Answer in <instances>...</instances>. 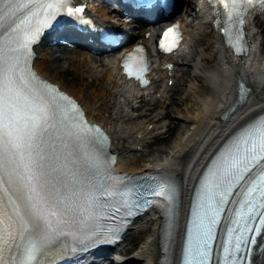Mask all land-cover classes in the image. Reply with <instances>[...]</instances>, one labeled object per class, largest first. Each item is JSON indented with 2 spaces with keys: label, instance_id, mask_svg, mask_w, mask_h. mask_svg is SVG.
<instances>
[{
  "label": "snow or ice",
  "instance_id": "snow-or-ice-1",
  "mask_svg": "<svg viewBox=\"0 0 264 264\" xmlns=\"http://www.w3.org/2000/svg\"><path fill=\"white\" fill-rule=\"evenodd\" d=\"M259 2L264 7V0ZM68 3L69 0H0V264H32L42 252L41 241L59 232V225L66 223L67 217L74 219L77 214L87 213L91 219L97 209L104 207L102 197L117 194L109 184L112 177L101 171L105 164L99 154H92L81 169H69L64 179L53 183V174L64 170L50 163L60 160V156L56 154L55 143L50 142L47 146L52 156L46 154L44 137L55 131L67 149L73 139L99 132L80 119L81 113L73 101L54 87L34 84L35 77L27 72L31 45L50 20L60 11H66L70 17L82 11L67 7ZM137 3L148 7L151 0ZM219 3L227 10L229 22L242 26L243 12L253 6L254 0H219ZM222 31L227 34L226 28ZM177 43L173 27L164 32L160 47L171 52ZM234 47L238 54L243 51L239 45ZM131 59L130 55L128 60ZM128 60L124 64L128 75H135L142 84H147L142 75L147 70L146 64L141 61L134 71ZM90 139L96 142L95 136ZM72 155L67 153L65 160ZM256 169L259 172L252 177ZM236 186L244 189L239 194L241 198L230 201ZM175 191L173 185L162 183L151 190V195L173 200ZM230 202L237 207L228 221L230 238L223 247L221 264H248L252 246L264 232V119L241 133L211 172L201 204L202 214L197 218L200 239L194 250L187 251L184 264H212L214 228L221 223L219 217ZM32 233L37 238L29 241L23 258L6 261V248L18 236Z\"/></svg>",
  "mask_w": 264,
  "mask_h": 264
},
{
  "label": "bare ground",
  "instance_id": "bare-ground-1",
  "mask_svg": "<svg viewBox=\"0 0 264 264\" xmlns=\"http://www.w3.org/2000/svg\"><path fill=\"white\" fill-rule=\"evenodd\" d=\"M98 17L102 22L114 24L112 12L105 7L99 10ZM253 17H250L252 25L248 30L251 39L250 53L235 57L216 31L212 30V35L210 34L208 28L211 12L205 0H186L183 12L177 16L186 31L185 42L174 56V61L186 66L194 76L208 81L211 92L206 96L196 95V98L191 94L193 91L187 94V100L193 95V100L198 104L196 110L190 112L192 109L189 105L185 113L178 114L183 123L173 145L168 149H161L162 156L156 155L153 158H146L144 154H147L151 138L157 137L153 132L161 131L165 124H159L156 118L160 111L154 112L151 117L148 111L152 109V104H162L168 108L166 99L173 91L168 84L170 77H166V70L162 68L156 55L152 57L155 67L154 82L148 89H139L125 81L115 58L105 59L100 56L101 63L93 65L82 49L71 51V54L60 61L48 62L50 57L56 59L57 55H63L60 51L69 53L63 50H67L65 45L52 47L48 55L44 58L42 55L36 60V65L42 75L59 83L63 82L60 74L66 70V64L75 68L78 80L63 87L84 103L92 120L104 124L111 131L114 137L113 147L119 152L121 170L139 172L155 169L169 172L184 179L187 190L185 195L188 197L202 167L222 140L264 109V62L258 58V55H262L264 59V14ZM135 33L136 38L147 42L153 52L152 36L145 38L142 30ZM212 43L214 52H210V56L205 58L210 61L214 54L215 57L218 56L219 62L204 70L205 58L201 55L210 49ZM56 62L60 63V69H56ZM240 79L248 83L252 88L251 92L245 103L238 104L236 110L227 119H223V112L237 101L236 88ZM91 85L94 88L88 91L87 87ZM137 104L141 107L148 106L144 112L135 114L133 107ZM150 124H153L152 128L149 127ZM192 163L193 166L190 167ZM161 226L162 218L158 213L149 214L140 224L134 225L121 244L120 256L131 250L135 237L140 232L145 230L150 233L134 253L126 255L121 262L159 264L162 257ZM256 264H264V251Z\"/></svg>",
  "mask_w": 264,
  "mask_h": 264
},
{
  "label": "rangeland",
  "instance_id": "rangeland-1",
  "mask_svg": "<svg viewBox=\"0 0 264 264\" xmlns=\"http://www.w3.org/2000/svg\"><path fill=\"white\" fill-rule=\"evenodd\" d=\"M214 43L209 50L204 52L201 57L210 56V52H214ZM213 50V51H212ZM45 52V51H44ZM213 55L212 60L207 61V58L203 61V69L206 70L212 66H214L219 59ZM264 55V53H263ZM50 63H52L50 61ZM56 69H60L59 64H55ZM192 68V67H190ZM193 69V68H192ZM61 78L65 84L69 85L73 83V80L77 81L75 68L73 66H66V70L60 74ZM89 80L91 79L88 77ZM94 88V85L88 86L87 90L90 91ZM203 95L206 96L211 92V87L208 81L203 80L201 77L194 76L193 72L186 69V66H180V71L178 73L177 81L174 84L173 91L166 99V103L168 108L164 105L160 104L155 107L154 112L160 111L159 115L156 117L159 121V124H165L161 131L154 132L155 136L154 140H152L150 147H148L147 154L144 156L146 158H153L156 155H161V149H168L173 145L175 138L177 137L179 131L182 126V118L178 116V114L185 113V110L188 108L187 106H191V111L196 110V106L198 104L193 100V95H191V99L187 100L185 97H188L187 94ZM206 91V93L204 92ZM168 109V112H167ZM188 110V109H187ZM154 116V114H153ZM165 116V117H164ZM188 127V126H186ZM185 128V127H184ZM159 135V136H158ZM150 232L143 230L135 237L134 245L131 246V250L128 251V255L133 254L136 247L144 240V238L149 235Z\"/></svg>",
  "mask_w": 264,
  "mask_h": 264
}]
</instances>
